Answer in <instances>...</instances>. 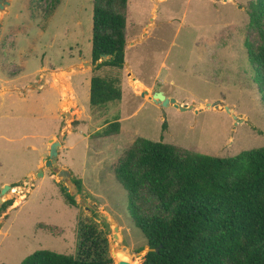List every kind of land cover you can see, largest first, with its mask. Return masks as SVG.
Returning <instances> with one entry per match:
<instances>
[{"label":"rangeland","instance_id":"rangeland-1","mask_svg":"<svg viewBox=\"0 0 264 264\" xmlns=\"http://www.w3.org/2000/svg\"><path fill=\"white\" fill-rule=\"evenodd\" d=\"M7 1L0 9V79L6 77L2 63L20 67L21 84L36 80L48 62L84 61V69L94 68L93 0H60L54 8L52 0ZM252 1L127 0L125 70H92L106 78L119 76L121 98L92 106L84 82L91 72L77 77L82 119L57 157L58 169L71 173L69 183L45 166L48 155L37 168L49 141L42 135L59 122L43 116L46 92L34 90L27 102L5 95L0 112L34 116L15 120L18 126L0 119V193L10 186L0 195V264H19L38 249L76 255L80 223L94 224L106 236L109 255L112 246L116 251L126 246L133 257L128 263L141 264L144 255L138 252L146 240L128 216L126 191L114 177L118 158L137 136L217 157L264 146V107L244 46L247 37L257 38L247 33ZM134 76L153 85L133 82ZM143 89L162 91L193 107H163L147 95L141 98ZM74 112H68L64 130ZM117 118L119 139L95 136ZM87 133L91 141L84 138ZM30 145L41 147L32 150ZM63 185L75 206L65 201ZM5 201L11 204L1 208ZM125 253L118 252L119 260L125 261Z\"/></svg>","mask_w":264,"mask_h":264},{"label":"trees","instance_id":"trees-1","mask_svg":"<svg viewBox=\"0 0 264 264\" xmlns=\"http://www.w3.org/2000/svg\"><path fill=\"white\" fill-rule=\"evenodd\" d=\"M59 1L52 0V8ZM126 7L127 0H93V71H122ZM248 16L247 33L257 38L247 37L244 46L264 107V0H253ZM89 94L92 106L119 100V76L92 74ZM119 129L117 118L95 136ZM114 177L126 191L128 216L151 249L141 264H264V146L217 157L137 136L118 158ZM74 182L81 188L80 180ZM61 192L76 205L64 187ZM77 239L76 255L38 249L19 264H113L107 238L94 224L80 223Z\"/></svg>","mask_w":264,"mask_h":264},{"label":"crops","instance_id":"crops-1","mask_svg":"<svg viewBox=\"0 0 264 264\" xmlns=\"http://www.w3.org/2000/svg\"><path fill=\"white\" fill-rule=\"evenodd\" d=\"M0 26H1V23H0ZM2 58L4 59V57ZM84 63L85 62L83 61L81 63H72L68 65L58 66V65H54L48 62L47 66L42 65L38 69L37 71L38 78L36 80H32L30 83L26 82L24 84L20 83V80L23 77L17 76L20 72V67L18 65H15L14 63H2L1 64L3 66V70H4V73L6 74V77L0 79V98H1L0 105H2L3 101L5 100L4 98L5 95H8L10 97L14 96L15 98H18L23 102H27L28 98L34 92V90L38 91L39 94H40V91L46 92L47 102L44 104L45 115L43 114L42 115L45 118L56 120V121L58 120L59 122H55L54 127H52V130L44 133L42 136L44 138H47L46 140H50V139H56V137L61 132L63 133L61 139H58V141L60 142V146L58 147L57 157L59 156V150L64 149V147L67 146L64 144V141L67 139L68 135L76 133L75 129L78 126L80 120L82 119L83 108L79 104V90H77L79 86L78 85L79 83H77V81L79 79L77 77H79V75H85V74L88 75L89 72H91L89 79L87 77L85 78V81H84L86 85L89 84V90H90V79L93 74L92 67L90 69L83 68ZM90 63L92 64V62ZM125 67L126 66L124 63L122 71L125 70ZM123 79L124 77L122 76L121 83ZM125 80H126V77H125ZM132 81L133 82L138 81L143 86H147V87H149L148 85L150 86L153 85V83L151 84L144 83L136 79L135 76H134V80ZM127 83L129 84L130 81L129 82L127 81ZM132 94L136 96L135 95L136 93L133 90H132ZM148 100L152 101L151 99H148ZM74 110L77 113L74 112L72 114L71 117H73V120L70 122V127L64 130L65 125H66L65 120L67 117H69L68 112H72ZM32 115L34 116L33 113ZM32 115L27 112L19 113V112H14V111H6V112L1 111L0 119H5L6 123L9 124L10 126H18V124L15 125V120L29 119L32 117ZM13 122H14V125H12ZM56 128L58 131H55ZM96 132H98V130ZM120 132H121V123H120L119 132L117 134H113L110 136H104V137H112L114 138L113 140H117L119 139L117 137H119ZM87 135L88 133L86 134V136H84V138H87L89 141H91ZM24 136L25 135H23L22 137ZM29 147H31L32 150H36L38 147H41V146L36 147L35 145H30ZM49 147H50V143L48 141V143L46 144V149L44 150V153L42 152L39 155V158L37 161V168H39V164L42 163V161L44 160V157L48 155ZM31 172H34V171H30L29 173Z\"/></svg>","mask_w":264,"mask_h":264},{"label":"water","instance_id":"water-1","mask_svg":"<svg viewBox=\"0 0 264 264\" xmlns=\"http://www.w3.org/2000/svg\"><path fill=\"white\" fill-rule=\"evenodd\" d=\"M4 4H8V1L0 0V9L4 8ZM103 59H109V57L106 55H103L101 60ZM145 95H147L148 98L151 99L153 102L163 107L173 106V107L178 108L181 111L189 110V109H192L193 107L192 105L178 103L174 98L167 97L162 91H155V90L148 91L147 89H143L140 93V96L144 97ZM212 106L216 108L218 107V105H215V104H213ZM225 109L228 110L227 107H225ZM234 118L236 119V116H234ZM49 143H50L49 154H48V159L45 161V166L50 168L53 172H55L56 176L59 177L63 183H69L70 176H71L70 171L65 168L58 169V166H57V155H58V147L60 146V142L58 140L50 139ZM63 187L66 191L68 190V187L66 185H63ZM9 188L10 186L6 185L2 189L0 195H2ZM2 202L3 200L0 197V203ZM117 231H118V228L114 227V232H117ZM113 237L116 239L118 238V235L114 233ZM123 248L127 249L126 246H122L120 249H123ZM150 250H151L150 247L146 244L145 247L142 250H140L138 253L141 255H145ZM110 257L113 260V264H129L127 261L117 259L116 250L114 249L113 246L111 247V250H110Z\"/></svg>","mask_w":264,"mask_h":264},{"label":"bare ground","instance_id":"bare-ground-1","mask_svg":"<svg viewBox=\"0 0 264 264\" xmlns=\"http://www.w3.org/2000/svg\"><path fill=\"white\" fill-rule=\"evenodd\" d=\"M15 191H16V190H15V188H14V192H15ZM121 250L126 251V253H125V261L132 263V262H133L132 257H131V255L127 252L128 249H126V248H123V249H120V250L116 251L117 259H119V257H118V252L121 251Z\"/></svg>","mask_w":264,"mask_h":264}]
</instances>
